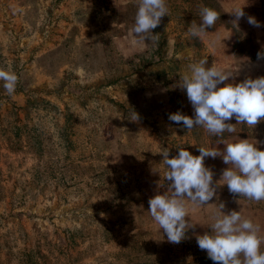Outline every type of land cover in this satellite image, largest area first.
Returning a JSON list of instances; mask_svg holds the SVG:
<instances>
[{"label": "rangeland", "instance_id": "obj_1", "mask_svg": "<svg viewBox=\"0 0 264 264\" xmlns=\"http://www.w3.org/2000/svg\"><path fill=\"white\" fill-rule=\"evenodd\" d=\"M166 2L169 15L153 30L158 41L137 44L138 0H0V67L11 65L19 77L12 96L0 81V264H215L197 236L211 231L220 204L264 236V201L234 195L226 184L212 204L189 203L185 219L195 225L178 244L148 212L149 199L168 190L157 152L168 149L172 158L181 147L193 155L199 146L225 148L202 127L168 119L194 115L178 86L190 65L207 57L206 67L233 73L225 83L264 76L257 59L264 0ZM204 6L220 13L206 31L234 30L231 48H209L189 34ZM240 6L245 17L235 27L230 11ZM133 111L139 122L127 119ZM235 127L223 134L226 143L236 135L264 141V121ZM204 164L214 183L228 167L222 157Z\"/></svg>", "mask_w": 264, "mask_h": 264}, {"label": "clouds", "instance_id": "obj_2", "mask_svg": "<svg viewBox=\"0 0 264 264\" xmlns=\"http://www.w3.org/2000/svg\"><path fill=\"white\" fill-rule=\"evenodd\" d=\"M230 12L235 18L233 22L236 27L239 20L245 17V12L242 6ZM165 15H169L166 0H138L131 30L135 42L156 43L159 36L153 30ZM219 17L218 11L204 6L200 9L202 23L197 25L193 21L187 30L191 36L200 38L208 32L207 28L216 25ZM247 21L254 27H261L254 16H248ZM257 59H264V51L257 53ZM207 63V57L201 58L180 77L178 86L186 90L194 115L177 111L169 114L168 119L187 130L202 127L207 133L218 137V143L225 144V148L221 151L216 147L206 149L199 146V155H193L181 147L178 155L172 158L168 149L157 152L162 154V162L167 166L164 179L168 182V190L148 201V212L158 226L157 230L163 229L167 241L174 244L185 239L186 232L195 225L192 219H185L191 217L189 203L196 206L212 204L208 202L216 195L219 186L226 184L228 191L234 195L256 202L264 201V150L259 147L264 141L240 139L237 135L234 142L226 143L223 139L225 132L237 133V124L254 129L264 121V76L246 78L240 83L233 78L232 82L225 83L233 77V73L216 67L214 63L206 67ZM0 81H3L5 93L12 96L19 77L8 65L6 69L0 67ZM233 118L236 124L228 122ZM127 119L139 122L140 117L133 111ZM206 157H222L224 164L228 165L221 179L215 183L212 169L204 164ZM223 207V204L219 205V212L210 226L211 231L197 236L199 248L205 250L215 264H264V251H261L264 236L260 235V225L250 218H244L240 211L225 214L221 211Z\"/></svg>", "mask_w": 264, "mask_h": 264}, {"label": "crops", "instance_id": "obj_3", "mask_svg": "<svg viewBox=\"0 0 264 264\" xmlns=\"http://www.w3.org/2000/svg\"><path fill=\"white\" fill-rule=\"evenodd\" d=\"M234 33L232 28L219 26L216 29L209 30L202 37L209 48L213 47L218 50H227L231 48L235 42ZM220 144L225 145L223 143Z\"/></svg>", "mask_w": 264, "mask_h": 264}]
</instances>
